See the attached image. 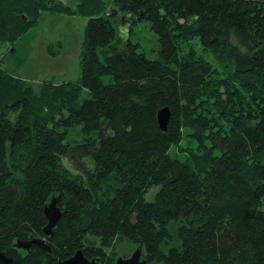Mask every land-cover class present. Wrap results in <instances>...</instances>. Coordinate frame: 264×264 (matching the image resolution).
I'll return each instance as SVG.
<instances>
[{"label":"trees","instance_id":"1","mask_svg":"<svg viewBox=\"0 0 264 264\" xmlns=\"http://www.w3.org/2000/svg\"><path fill=\"white\" fill-rule=\"evenodd\" d=\"M77 2L0 0V264H116L125 239L151 264H264V0ZM48 13L89 19L78 82L4 67Z\"/></svg>","mask_w":264,"mask_h":264},{"label":"rangeland","instance_id":"2","mask_svg":"<svg viewBox=\"0 0 264 264\" xmlns=\"http://www.w3.org/2000/svg\"><path fill=\"white\" fill-rule=\"evenodd\" d=\"M76 9L77 0H62ZM88 18L79 15L46 14L16 45V50L5 54L4 67L12 74L39 86L41 81H53L56 85L75 83L80 80V53L86 38ZM127 24L122 18L119 38L139 43V50L150 59H157L159 53L158 37L148 22ZM105 82L110 81L107 76ZM185 145V144H183ZM176 147L170 150L173 157L178 156ZM262 210L264 211V205ZM134 244L125 239L115 245V263L120 258H129L136 251ZM127 256V257H126ZM142 260V259H141Z\"/></svg>","mask_w":264,"mask_h":264},{"label":"water","instance_id":"3","mask_svg":"<svg viewBox=\"0 0 264 264\" xmlns=\"http://www.w3.org/2000/svg\"><path fill=\"white\" fill-rule=\"evenodd\" d=\"M159 122L163 130L167 129V125L170 119V111L169 109L165 108L161 110L158 114ZM46 215L49 219V225L47 227L46 235H50L51 230L58 224L61 213L59 210L55 209V205L52 204L51 207L46 209ZM32 245H37L45 250H49L48 245H46L45 240L42 239H34L27 243H18L17 246L29 250ZM142 259V253L140 249H137L131 257L129 258H120L117 264H151L148 263L146 260ZM63 264H96L95 261L89 260L85 257L82 250H79L73 257L63 262Z\"/></svg>","mask_w":264,"mask_h":264}]
</instances>
